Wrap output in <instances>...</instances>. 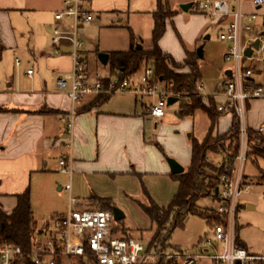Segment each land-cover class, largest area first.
<instances>
[{"label":"crops","instance_id":"obj_1","mask_svg":"<svg viewBox=\"0 0 264 264\" xmlns=\"http://www.w3.org/2000/svg\"><path fill=\"white\" fill-rule=\"evenodd\" d=\"M169 1L175 16L167 21V29H175L181 41L185 39L193 48L186 50L180 59H175L162 49L163 38L160 40V48L178 64L184 63L188 54H197L200 84L204 86L201 100L209 107L212 102L217 109L227 101L223 97V90L231 76V64L225 60L230 45L220 41V35L228 29L231 19L210 20L201 15H191L190 23L194 26L191 35H188V32L176 28V21H183V14L186 12L182 9L177 11L175 5L182 7L197 0ZM223 1L232 6L238 3L237 0ZM64 2L65 0H0V205L5 213L11 214L17 207V196L30 191L36 221L35 241H45L54 236L69 209L100 210L103 203H94L93 198L110 201L113 208L120 209L119 200L122 196L130 198L143 193L148 194L151 200L159 205L149 194L150 192L153 195L148 182L150 176L162 175L161 182L165 185L172 179L174 184L170 183V190L165 189L170 194L168 201H172L178 192L179 183L173 178L176 175L171 172L167 157H173L184 167V172L191 163L192 140L191 145L186 143L184 152H177L167 151V148L162 147L159 144V134L148 138L150 132L153 133L151 129L154 119L150 117L149 112L152 100L134 96L131 101H124L116 99L114 95L104 103H97L98 96H87L78 103L73 147L70 151L66 124L71 113V103L68 96L58 89L57 79L71 73V47L68 44L58 47L61 51L58 54L57 47L52 42L54 14L63 9ZM131 2L132 0H92L89 9L93 16L123 14L129 11ZM242 9L245 14L242 41L247 44L257 35L264 34V7L256 8L252 0H242ZM148 14L151 15L150 12ZM252 15L257 16L254 22L249 20ZM44 17L52 31L51 49L45 48L41 34L38 33ZM211 27L219 30L216 41H213V36L207 35L212 30ZM80 36L82 40L83 36ZM202 40L205 43L201 48L202 56L199 57L200 49L197 47ZM83 53L89 62L88 52L83 49ZM110 54L99 55L103 66L108 63L104 64L101 56L108 55L110 58ZM253 57L254 59L246 60L245 65L253 70L254 83H264V54L257 52ZM17 60L20 61L19 65ZM29 70H33L32 75L27 73ZM89 71L92 79L98 74L92 73L91 69ZM188 71V68H184L180 72ZM210 79L223 80L215 95L206 96L203 81ZM176 103H180L179 99L172 105ZM198 112L204 113L211 125L207 113L203 110H197L193 116L184 118L180 116L179 110L177 116L180 120H187L195 118ZM166 116L165 110L164 118ZM164 118L160 123H164ZM226 118L228 117L222 115L218 121ZM231 120L233 122L234 119ZM248 126L250 130L263 135L264 100L248 104ZM217 133L220 134L219 128ZM206 136L197 139L189 135L191 139L199 142H203ZM155 144L161 147H156ZM70 152L73 158L71 176L62 174L59 166L60 159ZM217 155L221 157L222 163L224 156ZM245 176L250 184L249 177L246 174ZM143 177H146V183ZM68 185H71L70 191L66 190ZM72 199L75 200L74 203L71 202ZM39 200L45 204L46 209L38 206ZM81 200L88 202L82 204ZM171 201L159 206L167 207ZM215 202L220 204L219 201ZM137 204L141 207L140 204L148 202ZM125 219L126 214L120 222ZM114 227L120 229L118 236L143 242L140 234L144 233V230H132L124 224ZM122 228L127 230L126 235L121 231ZM247 251L264 256L252 253L249 249Z\"/></svg>","mask_w":264,"mask_h":264},{"label":"built area","instance_id":"obj_2","mask_svg":"<svg viewBox=\"0 0 264 264\" xmlns=\"http://www.w3.org/2000/svg\"><path fill=\"white\" fill-rule=\"evenodd\" d=\"M92 0H65L62 10L54 14L53 44L58 54V47L68 44L71 47L73 61L71 73L57 79V87L66 94L71 103V113L66 124L69 138L68 147H73L76 105L87 96L99 95H132L136 98H150V117L160 121L165 116L170 97L179 98L161 87L163 81L158 78L152 67H145L144 73L137 78L134 74L125 79L102 78L97 74L92 79L89 63L83 53V42L80 30L94 21L89 9ZM236 6L223 0H197L189 9L194 15L206 16L211 20L230 18L228 29L221 33L220 41L230 46L225 60L231 64V76L223 90L225 104L218 107L223 115H230L238 123V152L225 157L224 173L220 177L221 186L210 198L219 201L214 210L222 216L221 223L214 224L194 255L181 253H150L146 245L135 238L121 237L113 233V211L90 210L77 211L69 209L60 221L57 232L45 241H34L31 251L25 252L21 247L6 243L0 246V264H24L27 258L33 264H57V259L75 258L86 264H149L163 259L165 264L175 260L182 264H263L264 256H257L237 246V214L239 201L249 193L244 169L250 160L248 104L256 100H264V83L253 82V70L245 65V61L254 59V53L264 54V34L257 35L249 43L242 41L243 18L242 0ZM256 8L264 7V0H252ZM256 15L249 19L254 22ZM259 41V50H254L252 57L246 56V50ZM17 64L20 61L17 60ZM33 74V70L27 72ZM203 84L198 86V96L203 92ZM264 137V133L262 135ZM226 161V162H225ZM220 165V166H221ZM60 172L73 174L72 154H65L59 161ZM71 190V185L66 187ZM75 202L74 199L71 200Z\"/></svg>","mask_w":264,"mask_h":264},{"label":"rangeland","instance_id":"obj_3","mask_svg":"<svg viewBox=\"0 0 264 264\" xmlns=\"http://www.w3.org/2000/svg\"><path fill=\"white\" fill-rule=\"evenodd\" d=\"M130 5L129 11L123 14H94L95 20L80 31L83 36V49L89 55V69H91L92 73L98 72L102 78L110 75L111 66H103L99 61V55L127 52L133 45L135 48L141 46L145 51L152 49L151 33L154 28L153 13L157 10L156 0H132ZM175 9L180 11L181 5H175ZM175 9L173 7V10ZM149 12L151 15L148 14ZM191 15L194 14L191 12L184 13V20L176 21V28L184 30L185 33L188 32V35H191L194 26V24L190 23ZM211 28L212 30L207 35L213 36V41H216L219 30L215 27ZM38 33L41 34L45 48L51 49L52 31L49 29V22L45 17L44 21L39 25ZM207 35H204V37ZM162 40V49L170 53L175 59H180L186 50H192L193 48L185 39L181 41L172 27H168ZM204 43V40H202L198 44V50L203 48ZM145 67L146 65L137 73V78L143 75ZM226 67L228 68V65ZM111 74L114 73L111 72ZM222 80L210 79L203 81L206 88L205 95H215ZM161 87H165L164 84ZM115 98L131 101L134 97L132 95H115ZM165 110L167 116L164 118L163 124L160 123L161 121L152 120L151 130L153 133L150 132L148 138H153L152 135L159 134L161 142H158L162 147L167 148V151L184 152L183 149L186 143L191 145V140H193L189 135L202 139L209 132L211 125L204 113L198 112L195 118L180 120L177 116L180 110V103L167 106ZM225 116L229 119H221L219 125H217L221 135L229 133L233 127L232 117L230 115ZM160 145L155 144L156 147H161ZM167 158L174 159L173 157ZM208 159L216 165L221 163V157L217 154H209ZM262 172H264V158L251 157L244 169V173L250 179V191L241 197L237 214V229L241 241L250 252L260 255H264V183L261 182L259 177ZM162 177V175H154L150 176L148 180L153 192V195L150 192L149 194L159 205L171 201V199L168 201L170 198L168 191L170 190V183L174 184L171 178L169 184L166 183L165 185L164 182L162 184ZM145 178L143 177L144 183H146ZM145 186L146 188L148 187L146 184ZM165 189H168V191L166 192ZM81 202L84 204L88 201L81 200ZM137 202L147 203V196L142 193V195H134L130 198L121 197L119 200L120 209L125 212L126 219L123 222L114 221V226L121 227L124 224L132 230H144V233L141 232L140 236L143 238V243L147 245L152 234L150 231L151 222ZM37 204L42 209L47 208L40 200L39 202L37 201ZM199 205L204 210H216L220 204L207 197ZM210 231V226L205 220L197 216H190L185 222V227L174 232L170 245L174 249L179 248L186 256L194 255L196 254L197 246L206 235L210 234ZM63 264H79V261L75 258H65L63 259Z\"/></svg>","mask_w":264,"mask_h":264},{"label":"trees","instance_id":"obj_4","mask_svg":"<svg viewBox=\"0 0 264 264\" xmlns=\"http://www.w3.org/2000/svg\"><path fill=\"white\" fill-rule=\"evenodd\" d=\"M156 1L157 10L153 13L152 49L148 51L138 50L133 45L127 52L111 53L108 65L111 66V72L114 74L110 72L109 78L125 79L137 74L145 65L146 67H153L156 76L163 81L166 89L179 96L180 116L182 118L193 116L197 110H203L211 121L209 132L204 141L192 140L191 163L188 169L182 174L173 176L179 183V188L169 206L157 205L148 194H146L148 204H140L152 223V235L146 245L147 250L150 253L176 252L185 255L179 248H172L170 241L177 229L185 227L187 218L190 216L200 217L208 223L210 229L213 228L214 224L221 223L223 220L222 216L214 210L202 209L199 203L203 199L215 195L221 186L220 177L223 175L226 165L225 163L221 166L216 165L208 159V155L221 154L226 161L235 155L239 146V129L238 123L234 119L233 127L229 133L223 135L217 133L218 120L223 114L218 111V108L216 109L212 102L209 107L198 96L201 75L197 54H188L184 63L178 64L170 55L164 54L161 50L160 40L166 33L167 21L172 19L175 13L170 8L169 0ZM184 68H188L189 71L180 72ZM110 97L99 95L97 103L99 101L104 103ZM249 148L250 158L253 156L264 158V137L256 131L249 130ZM260 180L264 183V172L261 173ZM17 200V207L11 214L5 213L0 205V246L10 243L29 253L36 235V221L32 211L30 191L18 195ZM92 200L103 203L100 210L113 211L110 201L106 202L95 198ZM119 231L120 229L115 228L113 233L117 235ZM121 231L125 235L127 234V230L124 228ZM237 246L248 250L239 237L238 229ZM78 261L79 264H86L83 260ZM24 264H33V262L27 258ZM57 264H63V260L58 258ZM149 264H165V261L160 259ZM169 264H182V261L175 260Z\"/></svg>","mask_w":264,"mask_h":264},{"label":"water","instance_id":"obj_5","mask_svg":"<svg viewBox=\"0 0 264 264\" xmlns=\"http://www.w3.org/2000/svg\"><path fill=\"white\" fill-rule=\"evenodd\" d=\"M191 6H192V3L187 4V5H183L181 7V9H182V11L187 13V12H189V9H190ZM259 48H260V43H259V41H256L251 47H249L246 50V52H245L246 56L249 57V58L252 57L254 50H259ZM137 49L141 50L142 48L141 47H137ZM198 54H199V57L202 56V50L201 49L198 51ZM101 60H102V62L104 64H107L108 60H109V56L108 55H103V56H101ZM177 101H178V99L175 98V97H170L168 99L169 105H172L173 103H175ZM168 164H169L171 172L173 174L178 175V174L184 173V167H182L176 160L169 158L168 159ZM113 214H114V219L117 222L118 221L120 222V221H122L125 218L124 212L122 210H120L119 208H117V207L113 208ZM191 264H197V263L194 262V263H191Z\"/></svg>","mask_w":264,"mask_h":264}]
</instances>
